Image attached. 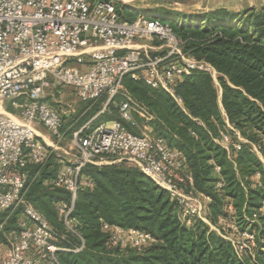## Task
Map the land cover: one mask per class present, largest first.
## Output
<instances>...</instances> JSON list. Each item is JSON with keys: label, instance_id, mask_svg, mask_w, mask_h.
<instances>
[{"label": "built area", "instance_id": "obj_1", "mask_svg": "<svg viewBox=\"0 0 264 264\" xmlns=\"http://www.w3.org/2000/svg\"><path fill=\"white\" fill-rule=\"evenodd\" d=\"M118 5V0H0V231L22 208L10 244L0 243V264H62L57 252L67 248L55 242V227L27 198L35 178L29 165L43 167L51 158L60 166L45 183L70 192V202L58 203V214L74 232L78 193L93 185L83 169L117 163L138 167L166 190L181 222L192 225L200 219L214 228L209 217L212 198L196 189L185 153L154 133L153 114L123 90L125 78L132 77L182 101L176 86L187 74L217 70L193 56L187 62L184 41L168 20L146 14L129 19ZM147 39L162 44H139ZM148 49L164 53L151 56ZM65 85L84 102L102 100L101 112L124 95L119 103L122 120H106L93 128L92 119L69 139L65 114L47 101ZM7 102L16 113L7 110ZM133 111L147 122L140 133L125 123L135 125ZM215 140L229 151L230 146L240 148L225 132ZM102 230L113 246L143 249L155 240L145 230L108 222Z\"/></svg>", "mask_w": 264, "mask_h": 264}, {"label": "trees", "instance_id": "obj_2", "mask_svg": "<svg viewBox=\"0 0 264 264\" xmlns=\"http://www.w3.org/2000/svg\"><path fill=\"white\" fill-rule=\"evenodd\" d=\"M172 25L187 54L217 70L222 97L213 75L199 69L176 86L182 105L143 80L126 77L124 89L153 114L154 133L185 153L196 189L212 198L211 221L230 219L254 235L256 246L240 254L232 240L204 221L184 224L169 193L126 163L83 169L93 185L78 193L74 232L58 214V203L70 202V192L45 183L60 166L51 158L43 167L29 165L35 178L27 198L55 227V242L67 248L57 252L62 264H264V4L241 11L219 7L193 14L183 26ZM111 109L107 119H118L117 108ZM234 129L246 141L239 139L240 148L229 151L215 139L222 132L237 138ZM256 175L260 180H253ZM21 214L19 208L9 216L0 239L18 228ZM104 222L145 230L155 240L143 251L113 246L102 230Z\"/></svg>", "mask_w": 264, "mask_h": 264}, {"label": "rangeland", "instance_id": "obj_3", "mask_svg": "<svg viewBox=\"0 0 264 264\" xmlns=\"http://www.w3.org/2000/svg\"><path fill=\"white\" fill-rule=\"evenodd\" d=\"M119 9L121 13L129 18L134 19L140 14H146L149 16H159L165 20L171 22V24L183 26L190 21L191 16L202 14L204 12H209L219 7H225L232 11H241L244 8L250 6L261 7L264 4V0H118ZM141 45H151L159 46L162 42L158 40L151 41L150 39L141 40L139 42ZM146 48V47H145ZM142 51V50H141ZM149 54L152 56L163 54L162 49H148ZM192 58L191 55L187 54V62H190ZM216 82V85L219 89V95L222 97V88L220 86L217 71H209ZM126 94H130L125 89L123 90ZM125 98L124 95H119L115 98V102L104 112L102 100H99L95 103L84 102L79 99L76 91L73 87L65 85L60 86L53 95H50L47 98V101L59 109L64 115V129H68V137L72 139V132L80 130L88 121L93 120L92 127H97L101 122H104L107 119V115H112V106L117 109L119 113L118 119L122 120L120 115L119 103ZM136 100V99H134ZM138 102V101H137ZM181 105L182 101H178ZM6 108L10 112L16 113L17 110L14 109L12 102L6 103ZM133 117L135 120V125L133 126L140 133L145 130V124L147 123L144 120V117L138 112L133 111ZM116 119V118H115ZM129 123V121H125ZM238 135V134H237ZM243 137L239 134L236 137L232 138V142H237ZM243 140V139H242ZM232 146H230L231 148ZM262 155V154H260ZM264 159V156H262ZM254 181L260 180V176L256 175L253 178ZM90 187V186H88ZM228 210H232V207L227 206ZM264 212V207L261 209ZM213 230H216L219 233L224 234L229 239L233 240L236 243V246L239 248L240 254L244 253L245 250H251L256 246L255 237L249 231H242L238 229L236 223H233L230 219H226L223 216L219 218L218 223H213ZM212 229V228H211ZM6 240V241H4ZM0 239V243L4 241L6 245L10 244L11 238L9 236L6 239ZM149 246V245H148ZM134 250L143 251V249H137L130 246ZM124 248V247H122ZM125 249V248H124Z\"/></svg>", "mask_w": 264, "mask_h": 264}, {"label": "bare ground", "instance_id": "obj_4", "mask_svg": "<svg viewBox=\"0 0 264 264\" xmlns=\"http://www.w3.org/2000/svg\"><path fill=\"white\" fill-rule=\"evenodd\" d=\"M127 1V0H126ZM215 71V70H214Z\"/></svg>", "mask_w": 264, "mask_h": 264}, {"label": "crops", "instance_id": "obj_5", "mask_svg": "<svg viewBox=\"0 0 264 264\" xmlns=\"http://www.w3.org/2000/svg\"><path fill=\"white\" fill-rule=\"evenodd\" d=\"M4 242V241H3Z\"/></svg>", "mask_w": 264, "mask_h": 264}]
</instances>
